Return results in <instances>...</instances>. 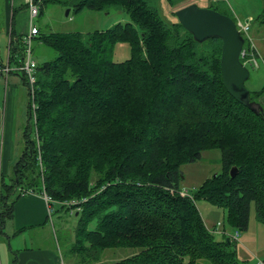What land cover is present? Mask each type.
Masks as SVG:
<instances>
[{"label": "trees", "instance_id": "trees-1", "mask_svg": "<svg viewBox=\"0 0 264 264\" xmlns=\"http://www.w3.org/2000/svg\"><path fill=\"white\" fill-rule=\"evenodd\" d=\"M168 2L171 23L158 0H41L75 12L117 8L130 21L87 33L39 29L38 42L55 56L36 60L25 149L11 182L0 183V230L13 218L11 194L45 191L61 209L80 200L71 252L84 264H247L226 225L207 226L196 202L224 209L226 223L242 231L254 204L264 224V113L226 90L222 41L196 42L179 23L175 11L194 1ZM214 9L236 21L229 9ZM261 11L263 28L264 0ZM117 43L130 45L129 59L114 61ZM23 45L18 40L21 57ZM249 91L258 101L264 87ZM207 149L220 150L222 170L182 195L180 167ZM122 247L133 254L102 257Z\"/></svg>", "mask_w": 264, "mask_h": 264}, {"label": "rangeland", "instance_id": "rangeland-1", "mask_svg": "<svg viewBox=\"0 0 264 264\" xmlns=\"http://www.w3.org/2000/svg\"><path fill=\"white\" fill-rule=\"evenodd\" d=\"M199 7L217 8L219 10H228L232 12L234 17L239 20L248 21L250 23V35L257 44L260 51L264 54V48L259 45L262 41L264 45V27L259 25L258 17L262 13V0H193ZM22 2V0H21ZM41 2V1H40ZM23 4V3H22ZM159 12L162 17L169 23L176 20V16L171 13V7L168 0H158ZM0 8L2 9L1 1ZM43 8V5H42ZM0 9V11H1ZM68 11V12H67ZM1 14V13H0ZM130 21V17L124 11L114 8L108 11H94L86 9L83 12H75L73 8L65 7L62 4L49 3L44 6L42 13L35 17V24L39 27L41 34L46 32H72L78 31L87 33L90 31H101L110 28L115 23H126ZM1 25V18H0ZM39 37V36H37ZM33 57L38 61L51 59L55 56L53 49L47 45H43L35 38L32 40ZM131 47L126 43H117L113 52L112 58L114 61H124L129 59ZM261 54V53H260ZM262 63V62H261ZM250 70V77L245 82L248 89H260L264 87V65L260 64L258 68H252L249 63L246 64ZM202 157L199 160L191 161L183 164L180 169L183 171L184 178L181 184L191 194L198 189L206 178L213 176L221 171V152L219 149H207L202 152ZM9 182L10 177H6ZM15 196L16 194H11ZM196 206L202 215V218L207 226H216L217 223L226 225L228 232H233L234 229L226 223L227 211L222 208H217L208 201L197 200ZM54 210L49 219V225L52 227L53 242L56 251H60L61 257L66 264H84L81 258L73 255L71 252L72 243L74 241L76 226L79 216L68 209H61L54 205ZM249 228L246 231L237 230L238 236L236 241V250L239 258L246 261L247 264H255L257 257H264V224H261L256 219V210L254 204L251 205V215ZM96 222L88 225V229L93 230ZM41 231L43 234L45 231ZM243 236L249 237L250 242L247 243ZM222 236L216 235L217 239ZM43 244L52 243V237ZM134 249L129 247L108 248L103 251V258L106 262L121 259L124 256L133 254ZM257 258V259H256ZM256 259V260H255ZM204 264V261L201 262Z\"/></svg>", "mask_w": 264, "mask_h": 264}, {"label": "crops", "instance_id": "crops-1", "mask_svg": "<svg viewBox=\"0 0 264 264\" xmlns=\"http://www.w3.org/2000/svg\"><path fill=\"white\" fill-rule=\"evenodd\" d=\"M0 1V63L17 65L21 56L17 53L16 44L18 40L23 42L30 24H35V17H30L24 0ZM258 41L264 48L262 41ZM256 48L263 54L257 44ZM8 76L0 82V183L1 179L6 182V177H10L11 182L15 176V167L25 149L24 129L29 122L31 104L24 76L18 71ZM258 102L264 107V91L259 95ZM16 196L17 193L9 197L15 200L13 218L8 219L0 230V264H66L60 251H56L58 246L53 242L54 231L49 225L52 213L49 214L48 205L41 193ZM39 230L45 233L41 234ZM236 231L234 229V233H228L233 235ZM50 237L52 243H42ZM243 239L250 242L249 237L243 236ZM257 258L264 260V257Z\"/></svg>", "mask_w": 264, "mask_h": 264}, {"label": "water", "instance_id": "water-1", "mask_svg": "<svg viewBox=\"0 0 264 264\" xmlns=\"http://www.w3.org/2000/svg\"><path fill=\"white\" fill-rule=\"evenodd\" d=\"M175 14L179 23L192 34L196 42L214 37L222 41L220 69L226 90L251 111L256 114L264 113L261 103L251 99L245 83L250 77V70L241 61L244 40L235 20L216 9L198 7L195 3L185 5L176 10ZM236 170L233 167L231 176Z\"/></svg>", "mask_w": 264, "mask_h": 264}, {"label": "built area", "instance_id": "built-area-1", "mask_svg": "<svg viewBox=\"0 0 264 264\" xmlns=\"http://www.w3.org/2000/svg\"><path fill=\"white\" fill-rule=\"evenodd\" d=\"M41 0H24V4L26 5V8L29 11L30 17L34 18L37 17L40 13L42 4L40 2ZM236 25L238 26V29L243 37L244 44L243 48L241 50V61L246 64L249 63L253 68H258L260 64L264 65V57L259 53L258 49L256 48V44L254 40L252 39L249 31H250V23L248 21L239 20L236 19ZM39 28L36 24L31 23L30 29L28 31V34H26L23 37V46H24V52L22 57L19 59V62L17 65H11L10 62H2L0 63V82L4 79H7L11 73L13 72H20L25 79L26 85L30 92L34 90L33 87L36 83V67L37 62L33 58V47H32V40L33 38L38 35ZM262 62V63H261ZM26 193H32V191H26ZM187 191L185 189L181 190L182 195H186ZM42 197L44 198V201L48 205L49 214L53 212L54 205H60L61 203L56 202L52 199L50 195H47L45 191L41 193ZM80 200H68L64 201V204L72 209H70L71 212H73V207L77 206ZM63 204V205H64ZM218 231V229L216 230ZM228 238L232 240H237L238 232H235V234H230L228 232L223 231ZM256 264H264V260L257 259Z\"/></svg>", "mask_w": 264, "mask_h": 264}]
</instances>
